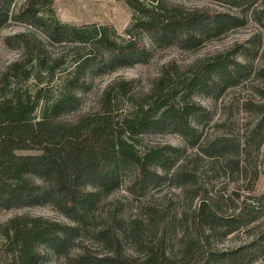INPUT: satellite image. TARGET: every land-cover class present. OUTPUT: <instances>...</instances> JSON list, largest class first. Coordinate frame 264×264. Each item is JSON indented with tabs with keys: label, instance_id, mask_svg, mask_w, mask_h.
<instances>
[{
	"label": "trees",
	"instance_id": "16d2710c",
	"mask_svg": "<svg viewBox=\"0 0 264 264\" xmlns=\"http://www.w3.org/2000/svg\"><path fill=\"white\" fill-rule=\"evenodd\" d=\"M218 1L245 5L249 0ZM5 2L0 0V23ZM50 3V0H26L17 16L43 26L49 42H60L58 36H61L63 41L76 45L73 49L78 51L77 59L62 80L59 94L46 98V89L39 85L43 80L52 81L63 69L64 56L49 54L44 42L31 34L14 36L22 54L0 71V207L11 209L50 198L74 225L30 215L6 220L0 224V264H40L43 248L57 252V248L70 244L89 223V209L99 195L119 182L121 166L133 168L135 184L169 179L184 188L183 183L194 176L179 162V149L168 145L158 151L146 150L143 155L136 151L140 138L151 129L178 135L185 150L202 145L203 155L213 162L227 161L225 155L233 149V140L204 139L203 127L196 121L207 113L192 100L191 94L196 89L221 91L237 83L241 75L252 72L249 64L260 47L258 35L251 38L252 42L206 54L185 66L168 62L150 89L142 93L134 92L132 81L117 79L103 91L95 109L73 121H65L61 117L75 103L92 65L141 63L147 54L145 35L153 44L176 41L184 46L198 45L210 31L238 25L239 18L208 7L187 8L172 0H125L134 17L125 41L109 35L106 28L93 27L88 32L56 20H45L41 12ZM87 43L93 48L84 54L80 51ZM254 72L262 74L264 70ZM30 80L36 83L32 91L22 86ZM119 103L128 106L126 113L118 112ZM248 105L251 104H245ZM40 106L41 118L35 120L34 113ZM252 106L257 112L254 123L246 131L249 146L264 143V97ZM23 151L38 154H16ZM241 168L245 172L247 165ZM37 175L48 183L47 188L36 181ZM258 177L259 173L254 171L250 177L251 191ZM196 191L198 203L190 219L191 258L186 264H228L233 255L211 247L212 233L217 227L232 233L255 212L244 205L236 215L228 217L221 209L222 202L209 197L205 187H196ZM114 223L116 227L93 230L95 236L105 238V245L112 246L114 252L105 257L82 252L71 257V263L177 264L161 241L155 246L148 244L142 255L125 253L121 245L128 233L122 222ZM139 231V226L132 223L131 232ZM261 239L264 241V233Z\"/></svg>",
	"mask_w": 264,
	"mask_h": 264
},
{
	"label": "rangeland",
	"instance_id": "374dc122",
	"mask_svg": "<svg viewBox=\"0 0 264 264\" xmlns=\"http://www.w3.org/2000/svg\"><path fill=\"white\" fill-rule=\"evenodd\" d=\"M25 1L6 0L4 3V20L0 23V71L22 54L21 45L14 36L20 33L31 34L44 42L49 54L64 56L63 69L56 73L52 81L43 80L39 85L46 89V98H54L60 92L66 73L72 70L78 51L73 49L76 45L63 41L61 36H58L60 42H49L45 38L43 26L20 19L17 12ZM172 1L187 8L208 7L236 16L239 18V24L217 32L210 31L198 45L184 46L176 41L153 44L148 35H143L147 49L143 61L130 66L121 65L119 62L110 66L100 63L92 65L87 71L85 85L78 91L75 103L65 109L61 118L73 121L95 109L103 91L117 79L132 81L134 92L142 93L150 89L162 67L168 62L185 66L206 54L252 42L251 38L259 35V51L249 64L253 68L251 73L241 75L237 83L228 85L221 91L196 89L191 94L192 100L207 113L204 118L196 121L203 127L204 139L233 140V149L225 155L228 157L225 158L227 161H211L203 155L205 150L202 145H197L193 150L183 149L180 137L170 131L158 128L149 130L136 145L135 149L139 155H143L146 150L158 151L168 145L177 148L180 150L179 162L184 163L187 171L194 177L183 183L184 188L169 179L163 182L135 184L133 168L128 165L121 166L118 171L119 182L104 190L96 203L90 207L89 223L85 228L70 244L57 248V252L51 248H43L40 264H72L70 258L82 252L97 257L108 256L115 249L106 246L105 238L95 236L93 230L116 227L114 222L118 221L122 222V228L128 233V238L124 239L121 245L125 253L139 256L144 253L148 244L155 246L161 241L174 262L186 264L191 258L188 249L193 238L190 219L192 210L198 203L196 187L199 186L207 189L209 197L218 198L222 202L221 209L228 217L236 215L244 205L255 212L243 220L239 228L232 233L217 227L210 239L211 247L220 253L229 252L233 255L229 260L232 264H264V241L261 239L264 233V143H255L252 146L246 143V131L256 119L257 110L252 105L264 97V73L254 72L264 70V0H249L245 5H233L231 2L218 0ZM50 2L41 12L45 20H56L88 32H91L93 27L106 28L109 35L120 40L126 41V31L134 19L125 0ZM83 48L80 52L88 54L93 47L87 43ZM22 86L31 90L36 83L30 80L22 83ZM246 103L251 105L245 106ZM117 108L119 113L128 111V106L124 103H119ZM41 110L40 106L35 111V120H40ZM16 154L38 153L23 151ZM243 164L247 165L245 172L241 170ZM235 165H239V168ZM254 171L259 173V177L251 191L250 177ZM37 178L36 181L43 188H47L48 183L38 175ZM54 202L55 200L48 198L11 209L0 207V224L14 216L30 215L74 225L59 211ZM132 223L139 226V233L131 232ZM1 242L0 239V244Z\"/></svg>",
	"mask_w": 264,
	"mask_h": 264
}]
</instances>
